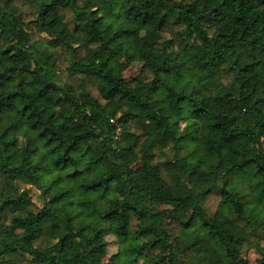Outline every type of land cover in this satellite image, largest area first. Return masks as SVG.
Returning <instances> with one entry per match:
<instances>
[{"label":"trees","instance_id":"1","mask_svg":"<svg viewBox=\"0 0 264 264\" xmlns=\"http://www.w3.org/2000/svg\"><path fill=\"white\" fill-rule=\"evenodd\" d=\"M263 146L264 0H0V264H264Z\"/></svg>","mask_w":264,"mask_h":264},{"label":"rangeland","instance_id":"2","mask_svg":"<svg viewBox=\"0 0 264 264\" xmlns=\"http://www.w3.org/2000/svg\"><path fill=\"white\" fill-rule=\"evenodd\" d=\"M115 52H116L117 65L122 71L123 78L126 81H129L134 77H136L140 72V69L142 67V62L135 55H132L124 50H120L119 48H117ZM183 126L184 124L181 123L180 128H182ZM263 150H264V146H263ZM25 190L27 191V193L26 195H24L22 202L18 204L17 207L24 206L26 203L30 201L36 204H40L42 202L41 193L39 190L30 187H25ZM7 194H13V195L16 194L15 188L12 186L8 187ZM224 207L227 211H230L229 205H224ZM106 241L108 243V247H107L108 253L107 256L103 259L104 262L109 261L110 257L118 252V242L116 238L109 235L106 237ZM241 257L247 262V264L256 263L257 257L254 251L252 250H248L244 248Z\"/></svg>","mask_w":264,"mask_h":264}]
</instances>
